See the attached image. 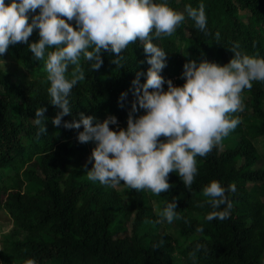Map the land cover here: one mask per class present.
Segmentation results:
<instances>
[{"label": "trees", "instance_id": "1", "mask_svg": "<svg viewBox=\"0 0 264 264\" xmlns=\"http://www.w3.org/2000/svg\"><path fill=\"white\" fill-rule=\"evenodd\" d=\"M201 2L207 17L203 31L185 11L186 5L198 7ZM167 3L183 12L185 20L170 35L150 36L167 53L161 75L174 86L185 82L181 74L186 62L207 60L223 66L233 58L236 44L242 54L264 57V0ZM39 38L34 30L29 41ZM143 44L139 39L129 43L116 64L112 60L117 54L102 51L98 69H92L94 62L83 54L78 65L70 63L66 78L72 79L79 67L85 79L71 89L72 115L64 116L60 126L52 124L60 109L51 104L46 57L36 59L21 42L3 55L26 72L0 69V211L14 224L2 240L0 264H25L28 259L37 264H264V142L262 154L255 144L264 137V81L254 80L251 88L242 90L241 98L248 95L246 109L228 114L239 117L240 123L210 152L196 157L197 173L190 187L178 172L168 174L172 187L160 194L132 189L123 181L120 190L88 179L92 162L84 160L95 143H80L77 135L83 126L69 129L63 121L79 120V113L94 116V123L114 115L119 128H126L135 101L132 81L150 67ZM140 82H145L144 76ZM122 92L128 95L118 103ZM40 107L47 109L42 119L46 133L34 122ZM142 114L139 110L133 115ZM243 120L252 122L244 127ZM110 128L117 130V125ZM213 180L226 189L235 184V192L225 193L232 202L225 219H206L226 206L213 209L203 194ZM152 199L158 203L156 213ZM172 200L180 217L172 222L182 241H173L169 224L161 227L166 219L160 213ZM158 218L163 220L157 223Z\"/></svg>", "mask_w": 264, "mask_h": 264}, {"label": "clouds", "instance_id": "2", "mask_svg": "<svg viewBox=\"0 0 264 264\" xmlns=\"http://www.w3.org/2000/svg\"><path fill=\"white\" fill-rule=\"evenodd\" d=\"M185 11L205 30L207 17L202 2L198 7L186 5ZM184 20V13L172 9L167 0H0V65L4 67L3 55L17 42L27 44L36 59L46 57L51 104L60 109L52 124L60 126L64 116L72 115L68 99L71 89L85 79L79 67L72 79L66 78L69 64L78 65L83 54L94 62L92 69H98L103 63L102 51L117 54L112 60L116 64L129 43L144 41L150 67L146 73L138 72L132 81L130 91L135 101L126 128H119L114 115L94 123L96 118L84 113H79V120L63 121V126H83L78 141L95 143L89 157L92 168L86 171L92 181L113 187L123 181L132 189L160 194L172 187L168 174L178 172L183 184L190 187L197 173L196 157L210 152L240 123L239 117L228 114L243 110L242 90L251 88L254 80L264 81V57L242 54L236 44L231 50L233 58L223 66L207 60L198 64L195 60L186 62L181 74L185 82L174 86L171 79L161 75L167 65V53L152 42L150 33L170 35ZM34 30H38L40 38L30 42ZM141 76L145 77L143 83ZM127 95L122 92L118 103ZM46 110L40 107L35 111L34 122L40 125V133H46L45 123L42 124ZM139 110L144 114L134 116ZM110 125H117V130ZM162 136L166 139H159ZM235 190V184L226 189L219 181H211L203 189L210 198L208 203L213 209L226 206L210 212L206 219L227 218L232 202L225 193ZM177 209L176 200H172L160 216L171 223L180 218ZM25 264L37 261L28 259Z\"/></svg>", "mask_w": 264, "mask_h": 264}, {"label": "rangeland", "instance_id": "3", "mask_svg": "<svg viewBox=\"0 0 264 264\" xmlns=\"http://www.w3.org/2000/svg\"><path fill=\"white\" fill-rule=\"evenodd\" d=\"M3 59L5 61V65H4V67H3V65H0V69H3V70L7 69V70L18 72V73H20L19 71H21V73L26 72V70L22 69V67L19 64H17L15 59H13L11 57H5ZM247 99H248V95L243 93V95H242V103L244 105L243 109H246L245 102L247 101ZM243 121H244V124H243L244 127H247L252 122V121L249 122L246 120H243ZM263 142H264V137H261L260 139H258L257 142H255V144L257 143L258 150L261 152V154L263 152ZM90 156H91V154L87 158H85L84 162L88 161ZM258 165H260V164L258 163L255 166H258ZM117 187L120 190L124 189V186L122 184L117 185ZM151 203L153 206V208H152L153 212L156 213L157 208H158V203L155 199H152ZM158 219L160 221L163 220L161 218H158ZM167 224H169V228L167 229V232L172 236L173 241L174 242L182 241V238H180V235H178V232L176 231V226L173 222L169 223V222H167V220H165L161 227L164 229L165 225H167ZM13 227H14V224H13V220L10 217V215L7 214L5 211L1 210L0 211V248H1L2 240H3L4 236L8 235L12 231ZM120 235L123 236L125 234L121 233Z\"/></svg>", "mask_w": 264, "mask_h": 264}]
</instances>
